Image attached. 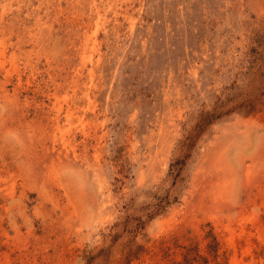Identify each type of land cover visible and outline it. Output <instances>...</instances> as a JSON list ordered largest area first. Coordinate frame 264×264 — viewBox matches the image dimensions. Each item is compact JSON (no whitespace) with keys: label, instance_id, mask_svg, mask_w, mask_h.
Here are the masks:
<instances>
[{"label":"rangeland","instance_id":"1","mask_svg":"<svg viewBox=\"0 0 264 264\" xmlns=\"http://www.w3.org/2000/svg\"><path fill=\"white\" fill-rule=\"evenodd\" d=\"M0 264H264V0H0Z\"/></svg>","mask_w":264,"mask_h":264}]
</instances>
